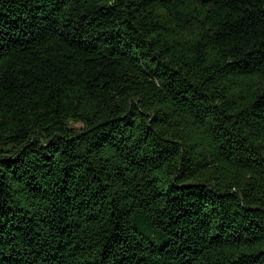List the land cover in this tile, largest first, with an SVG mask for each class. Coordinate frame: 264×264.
<instances>
[{"label": "trees", "instance_id": "obj_1", "mask_svg": "<svg viewBox=\"0 0 264 264\" xmlns=\"http://www.w3.org/2000/svg\"><path fill=\"white\" fill-rule=\"evenodd\" d=\"M0 264H264V0H0Z\"/></svg>", "mask_w": 264, "mask_h": 264}, {"label": "rangeland", "instance_id": "obj_2", "mask_svg": "<svg viewBox=\"0 0 264 264\" xmlns=\"http://www.w3.org/2000/svg\"><path fill=\"white\" fill-rule=\"evenodd\" d=\"M69 126L72 127V128H80V127H81L80 124H78V123H74V122H71V123L69 124Z\"/></svg>", "mask_w": 264, "mask_h": 264}]
</instances>
